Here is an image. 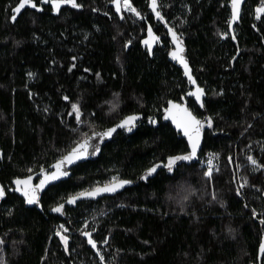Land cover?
I'll return each instance as SVG.
<instances>
[{"label":"trees","instance_id":"16d2710c","mask_svg":"<svg viewBox=\"0 0 264 264\" xmlns=\"http://www.w3.org/2000/svg\"><path fill=\"white\" fill-rule=\"evenodd\" d=\"M36 2L44 11L26 6L13 22L19 0H0V183L6 190L0 199V261L264 264V168L247 159L264 164V16L258 20L255 13L264 0H247L235 40L230 0H158L206 90L204 110L187 95L193 87L169 55L166 23L156 18L150 0H131L144 19L117 13L110 0H78L82 8L64 5L60 14ZM149 25L160 37L151 54L143 43ZM225 32L226 38L220 35ZM170 100L189 105L199 119L212 117L201 152L218 154L220 168L211 179L194 161L178 162L172 172L163 168L168 156L189 151L163 118ZM72 103L81 107V123ZM132 114L144 120L119 132L98 160L76 166L69 180L51 187L42 207L27 208L12 191L16 178L49 169L82 133L105 130ZM153 164H161L157 173L139 179ZM114 176L136 185L114 197L67 205V197ZM59 203L64 214L51 211ZM61 224L69 229L68 252L55 235ZM85 230L97 240L103 262Z\"/></svg>","mask_w":264,"mask_h":264},{"label":"snow or ice","instance_id":"6c2138e0","mask_svg":"<svg viewBox=\"0 0 264 264\" xmlns=\"http://www.w3.org/2000/svg\"><path fill=\"white\" fill-rule=\"evenodd\" d=\"M112 4L115 5V10L117 13H122V10H126L127 12L134 13L136 17L140 19H144L141 12L137 10L136 7L133 6L131 0H110ZM244 0H230L231 4V16L228 20L229 27L240 19L241 5ZM41 4H50L51 11L56 14H60L61 9L64 5H69L71 8L80 9L83 7L81 3H78V0H40ZM26 6H30L32 9L36 11H44L43 7H40L36 0H19L18 5L13 9V15L11 16V20L13 22L16 21L18 13L21 12ZM150 7L152 12L155 14L156 18L165 21L164 16L161 14L159 10L160 5L158 4V0H150ZM256 18L259 20L262 16H264V4L257 7L255 9ZM121 19H123V15H121ZM148 38L143 41V43L147 46L149 53L151 54L152 46L154 43L160 40V37L157 36L152 27L149 25L148 29ZM168 32L171 35L172 43L175 47L170 51L169 55L171 58L178 63H180L184 68V74L187 76L189 82L193 85H196L195 89L189 91L187 95L195 98L197 102H199V106L203 108L204 100L203 97L205 95V90L196 84V80L191 73V69L186 59L184 52V41L180 34H178L174 29L169 28ZM223 37H227L228 33H221ZM231 38L233 40L236 39L235 33L231 34ZM128 43H131L129 41ZM73 60L76 57H72ZM76 65L72 64L69 67L68 71H72ZM88 71V69H85ZM30 77L33 76V73L28 74ZM99 76V74H97ZM222 94V93H221ZM64 100H69L68 96L63 97ZM168 107L164 108L163 118L165 120H171L173 124H175L176 128L182 131L183 135L187 137L188 145L190 151H187L183 154L171 155L167 157V163L163 164V168L167 169L168 172H172L174 168L177 167L178 162L183 161H193L197 158V152L200 148L201 140L203 137V132L205 126L208 128L213 127L212 117H207L206 119H198L196 115L186 106L184 103H176L174 101H168ZM72 113L75 115V120L77 123H81L82 110L79 103L71 104ZM116 110V105L113 104L110 111ZM140 119V116L137 114L127 115L123 119L119 121V123L115 124L113 127L106 129L103 132L92 131L91 135L88 133H82V138L75 141V146L72 147L66 154L62 155L54 164L51 165L53 171H47L43 167L40 168V179L38 183H33V176L28 175L27 177L21 179L16 178L14 180L15 188L13 191L19 192L25 202L29 205H38L41 206V192L44 191L46 186L53 182L59 180L61 177H66L69 175V172L66 170L67 166H70L76 163L79 160L87 158L89 155H96L100 152L99 144L104 142L106 137L110 138L113 133L117 131V129H125L128 132H131L133 128L136 126V122ZM148 122L151 124H156L157 121L155 118L149 117ZM73 131H76L73 129ZM97 143H93L94 140H97ZM218 154L213 153L212 156H216ZM0 158H2V153H0ZM231 161V157L228 158ZM247 159L251 161L252 165L256 166V168H264V164H259L256 159L252 156H248ZM208 163L211 165L212 160L210 159ZM161 167V164H153L151 167H148L144 174L139 177L141 180H148L153 174L157 173V169ZM218 170V169H217ZM31 168L28 169V172H32ZM206 177L209 179L212 178L213 169L209 167L208 170L204 173ZM133 181L129 179H120L116 176L112 177L111 181L105 183L104 185H96L90 189H86L84 191L78 192L74 195L67 197L66 203L68 204H76V202L81 198H95L100 196L103 193H115L118 189L123 188L125 185L132 184ZM247 181L245 180L243 184L240 185V188L237 189V194L241 195L240 189L244 187ZM6 195V190L3 185H0V199H3ZM215 198V196H213ZM187 199V197H185ZM52 212L64 214L65 212V204L59 203L56 206L51 208ZM253 214L256 215L255 209L252 210ZM260 223L264 225V219L260 220ZM87 228V224L85 225ZM69 231L63 224L59 226L55 235L59 237L60 241L63 243L65 252L69 250V236L66 234ZM82 235L87 237V243L91 245L93 249L96 250L97 254H99V259L101 262L105 260L103 254H100V249L97 246V240L93 238L91 231H83ZM104 244H107V240L102 241ZM3 241H0L2 244ZM259 255L264 257V240L259 244ZM0 264H6V262L0 261Z\"/></svg>","mask_w":264,"mask_h":264},{"label":"water","instance_id":"95a60500","mask_svg":"<svg viewBox=\"0 0 264 264\" xmlns=\"http://www.w3.org/2000/svg\"><path fill=\"white\" fill-rule=\"evenodd\" d=\"M246 2H247V0H244L243 4L241 5L240 19H239L237 22H235V23L232 25L231 28L229 27V28H230V33H231V34L234 32L236 24H238V23L241 21L243 8H244ZM230 5H231V4H230ZM169 28H172V27H171L168 23H166V29H167V32H168V29H169ZM172 29H173V28H172ZM168 35H169V38H170L171 43H172L171 35H170L169 32H168ZM172 46H173V48L175 47V45H174L173 43H172ZM184 48H185L184 55H185L186 59L188 60V57H187V48H186V45H185V44H184ZM174 61H175V60H174ZM175 62H177V61H175ZM177 63H178V62H177ZM188 63H189V60H188ZM178 64L182 67V70H183V72H184V68H183V66H182L180 63H178ZM189 66H190V63H189ZM190 69H191V73H192V75L194 76V74H193V69H192L191 66H190ZM184 75H185V74H184ZM185 77L187 78V76H185ZM194 78H195V76H194ZM187 80H188V78H187ZM195 80H196V79H195ZM188 81H189V80H188ZM196 84L199 85V83H198L197 80H196ZM191 85H192L193 90H194L195 87H196V85H193V84H191ZM199 86H200V85H199ZM200 87H202V86H200ZM202 88H203V87H202ZM203 89H204V88H203ZM204 90H205V89H204ZM205 98H206V90H205V95H204V97H203L204 102H205ZM194 99H195V98H194ZM171 101H174V100H171ZM195 101H196V100H195ZM174 102H176V103H181V102H178V101H174ZM196 103H197L198 106H199V102L196 101ZM184 104H185V103H184ZM204 105H205V104H204ZM168 106H169V105H168ZM168 106H167V107H168ZM186 106L191 110V108L189 107V105L186 104ZM199 107H200V106H199ZM200 108H201V107H200ZM201 109L204 110V109H205V106H204L203 108H201ZM191 111H192V110H191ZM192 112H193V111H192ZM193 114H194V113H193ZM137 115L140 116V119L136 122V126L138 125L139 122H141L142 120H144V115H142V114H137ZM194 115H195V114H194ZM197 118H198V117H197ZM198 119H199V118H198ZM166 121L172 125L173 129H174L177 133H179V134L181 135L182 138H184V139L186 140V143H187V145H188L187 137H185V136L183 135L182 131L178 130V129L176 128L175 124H173L171 120H166ZM117 123H119V122H117ZM117 123H116V124H117ZM114 125H115V124H114ZM114 125H112L111 127H113ZM136 126H135V127H136ZM135 127H134V128H135ZM109 128H110V127H109ZM107 129H108V128H107ZM105 130H106V129H105ZM105 130H100V131H97V132H103V131H105ZM122 130H125V129H117V131H116L115 133H113L112 136H111L110 138L106 137V138L104 139V142L101 143V144H99L100 152L97 153L96 155H89L87 158L82 159V160H79V161H77L76 163H74V164H72V165H70V166H67L66 170L69 172V175L66 176V177H61L59 180H57V181H53V182L49 183V184L46 186V188L44 189V191L41 192V194H40V196H41V202H42L43 196L45 195V193H46L51 187H53V186H55V185H57V184H59V183H61V182H63V181L69 180V179L73 176V169H74L76 166H78V165H80V164H82V163H89V162H92V161H96V160H98V159L100 158V156L102 155V153H103L104 147H105L106 145H108V144L113 143V141L115 140L116 136H117V135L119 134V132H121ZM204 139H205V132H203V137H202V140H201L200 148H199V150H198V152H197V158L193 160L194 162H197V161H198L199 156H200V154H201V152H202V150H203ZM97 142H98V138H97V140H94V141H93V143H97ZM188 148H189V145H188ZM189 151H190V148H189ZM53 164H54V163H53ZM53 170H54V169H52L51 166L49 167V169H47V171H53ZM32 176H33V183H38V182H39V179L41 178V177H40V171L37 172V173L32 174ZM23 178H25V177H23ZM23 178H21V179H23ZM0 185H1V183H0ZM135 185H136V183L133 182V183L130 184V185H125L123 188L118 189L115 193H103V194H101L100 196L95 197V198H81V199H79V200L76 202V204H68V203H67V205H68L69 207H73V206L77 205V204L80 203V202H96V201H99V200H101V199H103V198L114 197V196H117V195H119V194L124 193L127 189L132 188V187H134ZM13 186H14V188H15L14 181H13ZM16 194L24 200L23 196H22L19 192H16ZM24 201H25V200H24ZM25 205H26L27 208H38V207H39L38 205H29V204H27L26 202H25ZM84 237H85V236H84ZM85 238H87V237H85ZM89 246L91 247V245H89ZM91 248H92V247H91ZM92 249H93V248H92ZM93 250H94V252L97 254L96 250H95V249H93ZM97 255L99 256V254H97Z\"/></svg>","mask_w":264,"mask_h":264},{"label":"built area","instance_id":"2783aa9c","mask_svg":"<svg viewBox=\"0 0 264 264\" xmlns=\"http://www.w3.org/2000/svg\"><path fill=\"white\" fill-rule=\"evenodd\" d=\"M212 154H213L212 152H206V153L200 154L197 162L199 163L200 167L203 170L207 171L209 167H212L213 173H217L220 168L219 157L218 155L212 156ZM210 159L212 160L211 165L208 163Z\"/></svg>","mask_w":264,"mask_h":264},{"label":"flooded vegetation","instance_id":"af4514ba","mask_svg":"<svg viewBox=\"0 0 264 264\" xmlns=\"http://www.w3.org/2000/svg\"><path fill=\"white\" fill-rule=\"evenodd\" d=\"M13 189H14V186H13V188H12V191H13ZM15 192V191H14ZM16 193V192H15ZM25 203V202H24ZM0 204H1V202H0Z\"/></svg>","mask_w":264,"mask_h":264}]
</instances>
